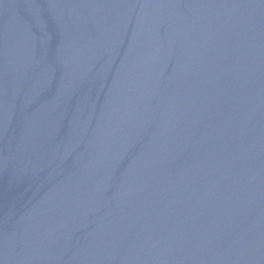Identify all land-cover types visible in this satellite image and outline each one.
<instances>
[{
    "label": "water",
    "instance_id": "95a60500",
    "mask_svg": "<svg viewBox=\"0 0 264 264\" xmlns=\"http://www.w3.org/2000/svg\"><path fill=\"white\" fill-rule=\"evenodd\" d=\"M0 264H264V0H0Z\"/></svg>",
    "mask_w": 264,
    "mask_h": 264
}]
</instances>
